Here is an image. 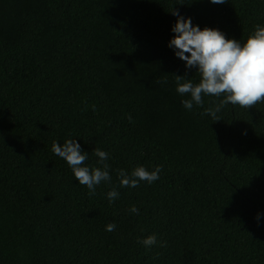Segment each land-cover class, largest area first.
I'll list each match as a JSON object with an SVG mask.
<instances>
[{
    "label": "clouds",
    "instance_id": "9594fccd",
    "mask_svg": "<svg viewBox=\"0 0 264 264\" xmlns=\"http://www.w3.org/2000/svg\"><path fill=\"white\" fill-rule=\"evenodd\" d=\"M214 4H224L227 0H210ZM172 15L176 21L171 28L174 36L168 47L173 49L175 56L185 62L187 69H195L199 81L194 83L185 75H174L175 91L180 96L190 98L181 101L182 106L191 111L194 106L203 107L204 97L216 99L210 101V106L201 115H208L213 121H219L217 115L225 106H239L244 109L255 108L258 103L264 104V25L257 24L254 31L241 43L240 40L226 38L219 29L193 25L190 17H184L173 9ZM166 84L167 81H161ZM129 122L132 118L128 116ZM51 151L66 161L75 180L86 186L89 196L96 194V187L101 182H111L110 165L106 162L109 154L99 148L93 150L98 157L97 163L102 167H88V153L84 152L75 139H67L61 146L56 141L52 143ZM162 166L157 165L149 171L139 165L127 172L117 169L120 187L136 188L141 182L148 185L159 180ZM109 202L119 197V192L113 188L106 194ZM129 211L139 214V209L132 206ZM259 214H257V220ZM116 224L108 223L106 231H114ZM145 248H151L158 243L155 234L138 239ZM160 247H166L165 241L159 242Z\"/></svg>",
    "mask_w": 264,
    "mask_h": 264
}]
</instances>
